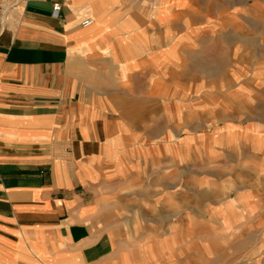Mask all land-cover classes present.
I'll use <instances>...</instances> for the list:
<instances>
[{
    "label": "rangeland",
    "instance_id": "rangeland-1",
    "mask_svg": "<svg viewBox=\"0 0 264 264\" xmlns=\"http://www.w3.org/2000/svg\"><path fill=\"white\" fill-rule=\"evenodd\" d=\"M161 1L117 0L128 36L160 31L175 54L118 67L116 94L101 81L114 148L85 176L109 262L264 264V0Z\"/></svg>",
    "mask_w": 264,
    "mask_h": 264
},
{
    "label": "crops",
    "instance_id": "crops-1",
    "mask_svg": "<svg viewBox=\"0 0 264 264\" xmlns=\"http://www.w3.org/2000/svg\"><path fill=\"white\" fill-rule=\"evenodd\" d=\"M118 7L11 0L0 22V264H116L85 176L114 148L100 146L111 123L98 111L115 108L101 81L115 77L116 94L118 67L149 71L155 56L163 69L175 54L160 31L128 36L134 25L117 20ZM86 19L92 25L82 27Z\"/></svg>",
    "mask_w": 264,
    "mask_h": 264
},
{
    "label": "built area",
    "instance_id": "built-area-1",
    "mask_svg": "<svg viewBox=\"0 0 264 264\" xmlns=\"http://www.w3.org/2000/svg\"><path fill=\"white\" fill-rule=\"evenodd\" d=\"M11 0H0V22L4 20V17L6 15V12L10 6ZM61 9V5L55 4L54 5V12L55 14H58V12ZM82 27H89L92 25L91 19H86L82 22Z\"/></svg>",
    "mask_w": 264,
    "mask_h": 264
}]
</instances>
